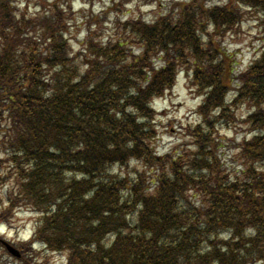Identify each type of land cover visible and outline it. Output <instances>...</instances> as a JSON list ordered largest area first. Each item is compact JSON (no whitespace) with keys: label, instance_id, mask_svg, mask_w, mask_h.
Returning a JSON list of instances; mask_svg holds the SVG:
<instances>
[{"label":"trees","instance_id":"1","mask_svg":"<svg viewBox=\"0 0 264 264\" xmlns=\"http://www.w3.org/2000/svg\"><path fill=\"white\" fill-rule=\"evenodd\" d=\"M206 1L155 24L116 20L107 42L95 23L75 50L66 8L32 19L0 0V163L15 180L0 226L19 209L38 216L21 260L39 245L67 264H264V49L240 72L219 42L241 17L233 5L264 24V0ZM184 68L201 121L187 127L191 146L160 155L153 102ZM240 107L251 137L233 172L220 129L239 125ZM133 164V178L117 174Z\"/></svg>","mask_w":264,"mask_h":264},{"label":"rangeland","instance_id":"2","mask_svg":"<svg viewBox=\"0 0 264 264\" xmlns=\"http://www.w3.org/2000/svg\"><path fill=\"white\" fill-rule=\"evenodd\" d=\"M192 0H16L18 13H26L32 19L43 12V5L56 4L60 8H66L65 14L71 19L72 27L68 37L75 50L86 41L89 31H94L95 23L100 22L99 30L103 42L121 36L114 28L116 20L124 23L128 20H139L147 24H155L162 17L171 14L172 6L181 12L182 4L189 5ZM227 0H211L210 7L227 5ZM241 8L233 5L241 17L224 40H219L221 47L236 58V71H245L250 63L264 49V24L259 21L257 12L247 9V5L241 4ZM249 8V7H248ZM173 13V14H174ZM192 71L181 69L177 76L176 86L168 91L163 98H156L153 102L157 112L155 121L157 131L156 150L160 155H165L173 149L186 150L192 145L187 135V127L196 125L201 121L199 108L204 97L192 88ZM236 117L239 125L231 130L220 129L221 139L225 148L220 155L225 157L226 163L233 172H241L239 157L236 155V146L243 143L245 138L250 139L251 134L243 123L249 110L243 107L236 109ZM6 128V127H5ZM0 125V159L5 158L7 146V130ZM231 128V127H230ZM183 147V148H181ZM10 170L8 163H0V209H8L7 198L12 191L14 178L8 177ZM137 172L135 164L129 168L117 171L119 176L133 178ZM11 183V184H10ZM7 224L0 226V237L15 246L31 240L38 220V216L25 209H19L14 216L5 219ZM37 250L31 258L21 260V257H13L5 246L0 248V264H67V255L52 253L36 245ZM18 249V248H16ZM19 250V249H18Z\"/></svg>","mask_w":264,"mask_h":264},{"label":"water","instance_id":"3","mask_svg":"<svg viewBox=\"0 0 264 264\" xmlns=\"http://www.w3.org/2000/svg\"><path fill=\"white\" fill-rule=\"evenodd\" d=\"M8 249L14 256H16V257L20 256L19 252L17 250H15L14 248H12L11 246H8Z\"/></svg>","mask_w":264,"mask_h":264}]
</instances>
